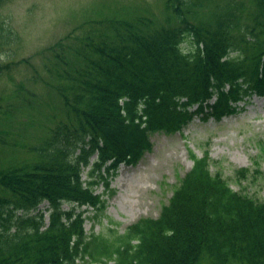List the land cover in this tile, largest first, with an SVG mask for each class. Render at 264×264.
Listing matches in <instances>:
<instances>
[{"label":"trees","instance_id":"trees-1","mask_svg":"<svg viewBox=\"0 0 264 264\" xmlns=\"http://www.w3.org/2000/svg\"><path fill=\"white\" fill-rule=\"evenodd\" d=\"M165 8L175 25L109 19L50 48L49 85L64 118L29 145L27 159L0 158V264H264V198L234 191L206 156L191 155L157 218L122 234L88 237L75 212L102 206L93 187L107 186L121 164H136L151 133L181 131L195 116L220 120L264 97V0L216 4L207 21L203 0H165ZM186 38L192 48L184 51ZM4 99L0 152L19 148L8 120L23 107L18 92L11 104Z\"/></svg>","mask_w":264,"mask_h":264},{"label":"rangeland","instance_id":"rangeland-1","mask_svg":"<svg viewBox=\"0 0 264 264\" xmlns=\"http://www.w3.org/2000/svg\"><path fill=\"white\" fill-rule=\"evenodd\" d=\"M226 1L203 0L199 16L207 21L216 4ZM236 1H242L243 7L250 6V0ZM241 13L247 15L246 9H241ZM142 16L155 26L175 25L165 8V0L1 1L0 95L11 104L12 95L18 92L23 107L8 120L9 128L15 129L19 148L0 152V158L27 159L24 152L29 145L39 143L50 128L64 118L60 99L49 85L55 78L50 48L80 27H91L99 21L105 24L109 19ZM181 47L184 51L191 49V40L186 38ZM25 97L29 102L24 101ZM240 106H243L241 111L220 120L195 116L181 131L151 133V149L135 165L121 164L115 176L108 179L107 186L99 182L93 187L95 194L101 196V207L75 208L85 219L86 235L106 239L113 236V232L122 234L140 219L157 218L191 169V155L206 156L211 173H218L234 191L256 201L262 200L264 98L252 97ZM87 170L82 177L86 182L89 181ZM242 172L246 178L240 176ZM72 206L63 204L62 209ZM39 211L44 212L47 222L45 202L39 206Z\"/></svg>","mask_w":264,"mask_h":264},{"label":"bare ground","instance_id":"bare-ground-1","mask_svg":"<svg viewBox=\"0 0 264 264\" xmlns=\"http://www.w3.org/2000/svg\"><path fill=\"white\" fill-rule=\"evenodd\" d=\"M140 159H141V158H140ZM140 159H139V160H140ZM139 160H138V161H139ZM134 165H135V164H134Z\"/></svg>","mask_w":264,"mask_h":264}]
</instances>
